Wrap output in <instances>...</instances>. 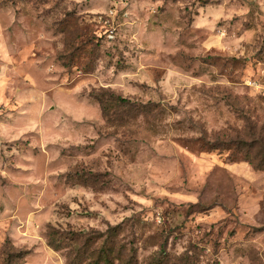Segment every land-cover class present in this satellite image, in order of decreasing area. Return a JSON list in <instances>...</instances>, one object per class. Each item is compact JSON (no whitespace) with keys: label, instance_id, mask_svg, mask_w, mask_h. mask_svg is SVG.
<instances>
[{"label":"rangeland","instance_id":"374dc122","mask_svg":"<svg viewBox=\"0 0 264 264\" xmlns=\"http://www.w3.org/2000/svg\"><path fill=\"white\" fill-rule=\"evenodd\" d=\"M238 140L264 149V0H0V264H264Z\"/></svg>","mask_w":264,"mask_h":264},{"label":"trees","instance_id":"16d2710c","mask_svg":"<svg viewBox=\"0 0 264 264\" xmlns=\"http://www.w3.org/2000/svg\"><path fill=\"white\" fill-rule=\"evenodd\" d=\"M62 65L65 66V64H63V63H62ZM106 92L117 103L121 104L122 106L126 105L127 103H130V99L128 97H123L121 95L114 94V92H112L110 90H106ZM103 112L105 113V111H103ZM231 143L236 145V142H231V140H225V138L221 139L219 137H215L212 140L204 141L202 143V147H205V148L210 149V150H214V149L220 150V149H225ZM238 143H242L237 148V151L243 153L246 156V157H244V160H246L249 164H251L253 166V168L259 169V170H264V149L259 154V153H257V151H255V148H254L255 146H252L253 143L250 144V143L245 142L244 140H240V141L238 140ZM244 147L246 148V150L242 151V149ZM260 148H262V147H260ZM251 150L254 151V154H251ZM48 228H50L46 232L48 244H51L55 247H59L60 241L53 238L54 228L52 226H49ZM111 230L112 229L108 230V232ZM70 239L72 241H77V237L75 236L74 232H72V236H70ZM135 252L136 251L133 247V244H131L127 262H123V259H122L120 252H114V254H113L111 249H110V251L107 250L106 248L99 249L96 253V256L94 258H91V256H88L89 259L87 261L83 260V259L79 260V257H78L79 262L77 264L81 263L80 261H82V260L84 262L86 261V264H114L113 262L115 260L122 262V264H129V260L132 261V259L135 257ZM83 256H86L85 251L83 252ZM197 256L198 255H196L190 249L184 251L182 254L171 255L169 252H167L164 245L161 244L159 246V250L150 257L148 264H200V263H198L199 260H198ZM75 261H76V258H73V261L71 263L74 264V263H76ZM68 263L71 264L70 262H68ZM215 263L216 262L213 261L210 264H215Z\"/></svg>","mask_w":264,"mask_h":264}]
</instances>
